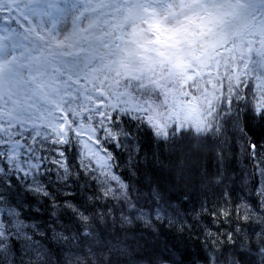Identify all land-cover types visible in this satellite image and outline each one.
I'll return each mask as SVG.
<instances>
[{"label":"snow or ice","instance_id":"obj_1","mask_svg":"<svg viewBox=\"0 0 264 264\" xmlns=\"http://www.w3.org/2000/svg\"><path fill=\"white\" fill-rule=\"evenodd\" d=\"M29 7L47 21L0 101L27 71L41 103L0 104V264H264V0H108L102 28ZM84 39L93 74L62 90L81 62L54 49Z\"/></svg>","mask_w":264,"mask_h":264},{"label":"rangeland","instance_id":"obj_2","mask_svg":"<svg viewBox=\"0 0 264 264\" xmlns=\"http://www.w3.org/2000/svg\"><path fill=\"white\" fill-rule=\"evenodd\" d=\"M35 0H2L0 5V62L3 63L7 69L9 67H19L26 69L29 64L34 62L33 58L26 57L27 48L25 45L31 41H38L39 34L36 31L38 25H42L47 21V14L43 16L37 15L29 5L33 4ZM81 4L91 5V10L97 16L101 18V25L103 27V13L106 9L103 7L108 3V0H79ZM89 12L85 11V15ZM68 27L65 28L63 18L60 19L57 24V30L64 34L71 30V16L67 18ZM90 47L88 39L82 40L78 43L77 47L68 48H56L54 52L60 61L66 62L67 64H75L78 61L81 62L82 71L79 73H68L64 72L60 76L58 86L63 90L66 86L69 90L81 88L85 86V81L79 79L81 75L91 73V69L96 67L95 64L89 63L83 65L82 57L86 55L81 49H87ZM20 61L19 65L9 64V61L13 59ZM63 65H61L62 67ZM57 67L56 64L51 66L52 69ZM79 74V75H78ZM91 73L90 75H92ZM31 77L27 71L19 78L13 87L14 97L7 103L0 101L3 104L4 109L7 111H16L25 99L32 100L36 104H40V100L33 96L32 85L29 84ZM7 95V93H5ZM43 106V105H41Z\"/></svg>","mask_w":264,"mask_h":264},{"label":"trees","instance_id":"obj_3","mask_svg":"<svg viewBox=\"0 0 264 264\" xmlns=\"http://www.w3.org/2000/svg\"><path fill=\"white\" fill-rule=\"evenodd\" d=\"M95 68V67H94ZM92 73V72H91ZM90 73V74H91ZM89 74V76H91ZM79 75V74H78ZM85 80H82V83L84 82ZM85 83H88V81H85ZM211 219V218H210ZM218 224H219V222H217V224H214V225H212V228H213V231L215 230V228L218 226ZM228 228V225L227 224H224L223 226H222V231L223 230H226ZM189 250L191 251V252H193V253H195V251H196V245L195 244H192V243H190V247H189ZM178 258V257H177ZM193 258H195V256H193Z\"/></svg>","mask_w":264,"mask_h":264}]
</instances>
